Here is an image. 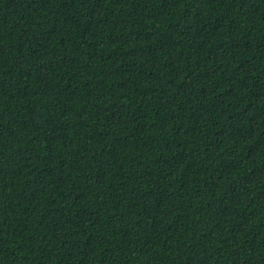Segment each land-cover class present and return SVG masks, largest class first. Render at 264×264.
Masks as SVG:
<instances>
[{
  "label": "trees",
  "instance_id": "trees-1",
  "mask_svg": "<svg viewBox=\"0 0 264 264\" xmlns=\"http://www.w3.org/2000/svg\"><path fill=\"white\" fill-rule=\"evenodd\" d=\"M0 264H264V0H0Z\"/></svg>",
  "mask_w": 264,
  "mask_h": 264
}]
</instances>
